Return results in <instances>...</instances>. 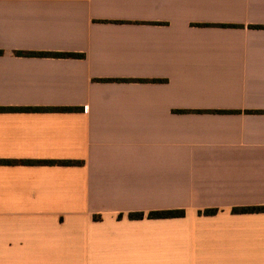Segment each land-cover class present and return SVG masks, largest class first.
Segmentation results:
<instances>
[{
    "label": "crops",
    "instance_id": "0c3cea01",
    "mask_svg": "<svg viewBox=\"0 0 264 264\" xmlns=\"http://www.w3.org/2000/svg\"><path fill=\"white\" fill-rule=\"evenodd\" d=\"M250 25L264 0H0V160L83 162L0 164V264H264V212H232L264 206Z\"/></svg>",
    "mask_w": 264,
    "mask_h": 264
},
{
    "label": "trees",
    "instance_id": "16d2710c",
    "mask_svg": "<svg viewBox=\"0 0 264 264\" xmlns=\"http://www.w3.org/2000/svg\"><path fill=\"white\" fill-rule=\"evenodd\" d=\"M198 26H220V27H242L241 25H233V24H222V25H210V24H197ZM250 28L253 29H264V26L261 25H250ZM40 56L47 57H59V58H79L84 57L83 54L77 53H45V54H37ZM5 109H1L3 111ZM24 111H62V112H72L78 109L75 108H28L23 109ZM236 113L234 111H212V113ZM82 161H73V160H0V164H8V165H61V166H79L82 165ZM218 209H206L204 211H200V215L212 216L217 214ZM233 213L245 214V213H255V212H264V206H254V207H238L233 208ZM185 211L183 209L179 210H159V211H150L145 214L143 212H136L128 214L129 219H143L147 217L149 219H166V218H180L184 217ZM122 216L120 215L119 218Z\"/></svg>",
    "mask_w": 264,
    "mask_h": 264
}]
</instances>
